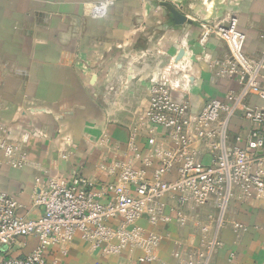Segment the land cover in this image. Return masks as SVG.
<instances>
[{
  "label": "crops",
  "instance_id": "1",
  "mask_svg": "<svg viewBox=\"0 0 264 264\" xmlns=\"http://www.w3.org/2000/svg\"><path fill=\"white\" fill-rule=\"evenodd\" d=\"M94 1L97 0H0V125L27 153L25 164L14 167L0 150V191L17 198L21 205L18 214L26 218L41 216L43 207L34 205L33 196L52 178H71L78 172L101 185L116 176L102 168L103 164L136 160L148 148L144 135L136 139L137 151L130 148L131 129L139 125L140 115L148 107L150 76L167 63L168 55L158 63H145L138 53L146 45L134 38L130 46L124 44L112 51L109 44L94 43V35L124 39L139 34L135 26L140 22L139 9L137 12L134 7L140 0H117L113 15L102 19H94L84 10L85 4ZM191 7V17H204L203 3L198 1ZM237 12L238 28L246 36V55L262 59L264 0H243ZM203 33L206 28L202 27L166 32L190 36ZM166 43V51L173 53L172 42ZM148 46L156 49V45ZM190 46L199 53L205 48L210 50L213 58L210 65L200 59L196 62L195 82L188 88L195 112L212 98L228 101L241 90L237 74L223 78L218 73L224 62L220 58L222 51L228 50L224 41L212 36L206 43L191 42ZM130 51L134 54L127 53ZM100 56L103 58L98 60ZM105 60L106 66L99 73L94 70L98 61L102 65ZM261 80L264 84V75ZM245 102L264 108V99L251 91ZM252 129L253 124L238 114L230 123V142L240 136L244 145ZM33 131L43 134L35 135ZM105 137L108 143L101 142ZM204 160L211 162V156ZM156 167L157 164L148 168L149 175ZM237 195L240 198L230 201L226 226L220 230L223 246L210 264H264V196L241 190ZM191 211L193 220L185 225L176 219L155 226L140 221L163 237L156 264H176L174 251L178 245L186 249L199 246L200 234L194 221L208 222L217 208L210 203ZM238 222L245 228L236 229ZM37 245L34 236L20 238L12 246L11 255L26 256ZM140 254L126 251L104 258L77 234L67 255L52 246L47 258L63 264H137Z\"/></svg>",
  "mask_w": 264,
  "mask_h": 264
},
{
  "label": "built area",
  "instance_id": "2",
  "mask_svg": "<svg viewBox=\"0 0 264 264\" xmlns=\"http://www.w3.org/2000/svg\"><path fill=\"white\" fill-rule=\"evenodd\" d=\"M218 30L233 53L228 72L238 75L241 90L228 101L212 98L195 112L189 82L174 76L170 63L157 67L158 74L150 76L148 107L130 135L134 152L136 139L147 138L146 154L103 164L116 176L101 185L78 172L71 178H52L33 196L34 205L43 207L38 218L20 216L17 198L0 191V264H63L49 260L47 252L57 246L67 255L77 234L104 258L140 251L137 264H156L163 237L140 221L155 226L176 219L185 225L193 220L191 210L214 203L217 213L210 214L208 222L194 221L199 246L178 245L174 251L176 264L212 262L223 246L220 230L226 226L230 201L240 198L239 190L264 196V108L245 102L250 91L264 99V57L255 60L246 55V36L236 16ZM240 113L253 124L244 145L242 137L233 142L229 137L230 123ZM101 142L108 143V137ZM18 146L9 138L0 140V150L14 167L25 164L15 160ZM208 155L209 163L204 160ZM155 164L149 175L148 168ZM235 228L245 226L238 222ZM28 236L38 239L33 252L11 255L12 246Z\"/></svg>",
  "mask_w": 264,
  "mask_h": 264
},
{
  "label": "rangeland",
  "instance_id": "3",
  "mask_svg": "<svg viewBox=\"0 0 264 264\" xmlns=\"http://www.w3.org/2000/svg\"><path fill=\"white\" fill-rule=\"evenodd\" d=\"M195 1L197 2H188V0H140V3L135 4L134 7L135 11L137 12L139 9L140 22L135 24L136 27H139V34L136 32L134 36L127 35L124 37V39L116 38L111 35H94L92 36L93 42L97 44H109V49L112 51L113 48H123L124 44L128 46L134 38L137 40V42H141L142 45H146V47H141L139 53L137 52L141 55V59L145 63H152L154 61H157L158 63V61H161V59L167 54V63L172 64L174 76H183L189 82V84H192L195 82L193 76L196 75V70H198L196 63L198 59L202 60L204 63H206V65H210L213 58L211 55L212 52L210 50H206L205 48L199 53L193 50L190 44L191 42L201 44L206 43L210 37L215 36L224 41L228 48L226 52L222 51L223 54L220 58L224 59V62L221 63L218 72L221 77L226 78L232 75L228 72V61L233 59V53L227 42L219 33L218 28L221 26H226L231 20L232 16L238 17L237 14L239 13L237 10L241 6L243 0ZM198 1H200L201 4L203 3L205 6V13L203 14L204 17L197 19L191 17L190 15H192L194 12L193 7L191 6L196 5ZM117 5V0H97L89 4H85L84 10L92 18L102 19L113 15ZM132 5L133 4H130L131 7ZM234 8L236 10H234ZM191 27L206 28V33L198 36H190L189 34H166L168 29L173 28V30H184ZM167 40L171 41L172 45H174L175 50L173 53H169L164 47V45L167 44ZM148 45H156V49H150V46ZM131 51L127 53H132ZM132 54H129L130 64H133L131 60ZM102 58L100 56L98 60H101ZM259 59H261V56L257 57L255 60ZM109 62H111V60ZM98 64V67L94 68V70H97V72L102 70L101 68L103 65L106 66V60L102 65L100 64V61H98ZM155 72L158 74V71L155 70ZM94 73L97 75L99 72ZM106 75L107 76L105 77L109 76L108 74ZM113 90H115L114 87ZM33 134L42 135L43 133L40 131H33ZM8 138L11 140L9 133L0 132V140ZM11 142L14 141L11 140ZM18 147L19 148L17 149L15 160L25 161L27 153L25 149L22 148V146Z\"/></svg>",
  "mask_w": 264,
  "mask_h": 264
}]
</instances>
